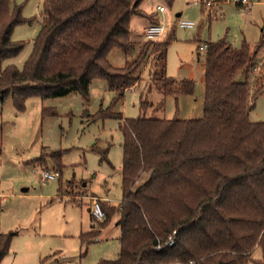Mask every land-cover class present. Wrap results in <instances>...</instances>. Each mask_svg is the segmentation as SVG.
I'll return each mask as SVG.
<instances>
[{
    "label": "trees",
    "instance_id": "obj_1",
    "mask_svg": "<svg viewBox=\"0 0 264 264\" xmlns=\"http://www.w3.org/2000/svg\"><path fill=\"white\" fill-rule=\"evenodd\" d=\"M139 2L43 0L40 30L18 68L4 61L23 47L11 33L26 19L21 5L0 0V100L11 98L20 111L33 95L46 99L79 91L87 99L94 77L105 79L119 99L139 81L135 73L147 59L150 81L164 98L192 93V80L176 81L166 74L172 34L145 41L137 58L122 67L108 61L112 48L124 53L132 48L131 15L153 18L139 10ZM210 43L201 118L117 115L123 136L122 200L117 207L102 204L100 226L118 215L119 252L116 259L97 264H249L256 262L251 254L257 246L264 254V121L248 120L264 92V74L252 94L248 80L235 78L244 68H255L264 40L252 52L247 44L235 51L222 39ZM42 113L53 110L43 108ZM53 160L61 167L57 156ZM142 173L147 177L139 182ZM97 233L90 230L80 237L89 241ZM15 234H0V261ZM169 237L172 245L164 246Z\"/></svg>",
    "mask_w": 264,
    "mask_h": 264
},
{
    "label": "rangeland",
    "instance_id": "obj_2",
    "mask_svg": "<svg viewBox=\"0 0 264 264\" xmlns=\"http://www.w3.org/2000/svg\"><path fill=\"white\" fill-rule=\"evenodd\" d=\"M9 1L21 5L26 21L15 25L11 33V38L21 41L23 47L4 64L21 68L40 30L43 0ZM210 1L208 6L206 0H140L139 10L153 18L131 15L132 48L124 53L114 47L107 54L113 66L122 67L137 58L148 40L144 26L159 24L164 31L155 40L172 34L166 51V74L176 81L192 80V93L169 94L164 98L150 81L147 59L135 73L139 81L119 99L105 79L94 77L87 99L79 91L46 99L33 95L25 100L20 111L11 98L0 100V234L16 232L0 264H39L42 260L41 264H50V258L60 255L64 258L55 259L54 264H97L100 259L117 258L118 215L114 214L104 227L100 226L101 221H95L92 226L91 216L95 202L103 210L102 204L117 207L122 200L123 136L117 115L201 118L208 49L200 50L199 46L207 42L209 48L210 42L222 39L235 51L247 44L252 52L264 40V0H250L249 8L236 6L234 0ZM157 6L164 10L159 11ZM182 20L195 25L182 27ZM244 71L235 78L248 80L252 94L259 83L258 77L264 74V44L256 54L255 68ZM162 100L164 104L160 108L158 104ZM145 101L147 104L143 106ZM43 108L53 113L43 114ZM107 110L112 114L104 115ZM248 120L264 121V92L255 99ZM18 126L23 127V135L7 147L10 142L7 133ZM54 155L61 167L54 163ZM44 170L57 171L59 176L43 182L40 174ZM146 177L142 173L139 182ZM90 230H97V235L89 241L82 240L81 233ZM251 258L256 262L249 264H264L260 246L253 250Z\"/></svg>",
    "mask_w": 264,
    "mask_h": 264
},
{
    "label": "built area",
    "instance_id": "obj_3",
    "mask_svg": "<svg viewBox=\"0 0 264 264\" xmlns=\"http://www.w3.org/2000/svg\"><path fill=\"white\" fill-rule=\"evenodd\" d=\"M234 1H235V3H241L246 8H249L250 4H251L250 0H234ZM205 3L208 6L211 5L210 0H206ZM157 9L159 11L164 10V8L162 6H157ZM194 25L195 24L189 20H182L180 22V26H182V27H193ZM163 31H164L163 27L160 26L159 24H150L143 29L144 35L148 40L157 39L162 34ZM199 49L200 50H207L208 49V43L207 42L202 43V45L199 46ZM58 176H59V173L57 171L44 170L40 174V179L43 182H45L47 180L55 179ZM136 181L138 182V178H136ZM91 216L93 217L92 225L94 224L95 221H97V222L102 221L103 218L105 217L104 212L101 209V206L99 205V203L95 202L93 204V206L91 208ZM172 243H173V240L171 237H169L165 241L164 246H171ZM176 264H178V263H176Z\"/></svg>",
    "mask_w": 264,
    "mask_h": 264
},
{
    "label": "clouds",
    "instance_id": "obj_4",
    "mask_svg": "<svg viewBox=\"0 0 264 264\" xmlns=\"http://www.w3.org/2000/svg\"><path fill=\"white\" fill-rule=\"evenodd\" d=\"M23 127L22 126H18L16 128H14L13 130H11L9 133H7V136L9 137V143L7 144V147H11L12 146V141H14L15 139H17L19 136L23 135Z\"/></svg>",
    "mask_w": 264,
    "mask_h": 264
},
{
    "label": "crops",
    "instance_id": "obj_5",
    "mask_svg": "<svg viewBox=\"0 0 264 264\" xmlns=\"http://www.w3.org/2000/svg\"><path fill=\"white\" fill-rule=\"evenodd\" d=\"M149 20V19H148ZM150 22V21H149ZM149 25V24H148ZM148 25H145L144 26V28L146 27V26H148ZM143 28V29H144ZM251 50V49H250ZM94 194V193H93ZM94 196H96L95 194H94ZM97 197V196H96ZM98 198H100V197H98ZM105 197H103V199H104ZM100 199H102V198H100ZM104 200H107L106 198L104 199ZM108 201V200H107ZM90 211V210H89ZM120 233V232H119ZM62 258H64V255H60V256H58L57 258H55V259H57V260H61L62 261ZM55 259H52V258H50L49 260H48V262L50 263V264H54L55 262H54V260ZM51 261H52V263H51Z\"/></svg>",
    "mask_w": 264,
    "mask_h": 264
}]
</instances>
